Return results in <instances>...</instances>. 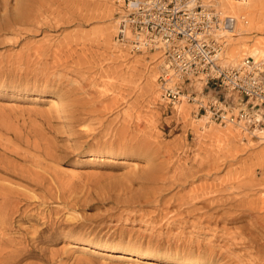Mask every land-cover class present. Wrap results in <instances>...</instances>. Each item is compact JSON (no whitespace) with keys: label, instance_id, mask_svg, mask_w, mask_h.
<instances>
[{"label":"rangeland","instance_id":"obj_1","mask_svg":"<svg viewBox=\"0 0 264 264\" xmlns=\"http://www.w3.org/2000/svg\"><path fill=\"white\" fill-rule=\"evenodd\" d=\"M14 3L0 0V187L12 191L18 211L1 231L43 255L18 263L132 264L67 246L83 242L196 250L204 255L199 264H264L257 262L259 250L264 257V136L244 139L235 125L205 122L192 100L167 103L159 53L117 41L111 0H47L45 11L1 27ZM249 4L233 15L236 35L222 64L248 58L264 69L262 57H248L264 40V0ZM235 48L243 50L238 58ZM188 86L197 99L209 93L199 77ZM33 93L59 103L31 100ZM220 129H231L234 140L211 135ZM102 151L144 165L128 170L85 158Z\"/></svg>","mask_w":264,"mask_h":264},{"label":"built area","instance_id":"obj_2","mask_svg":"<svg viewBox=\"0 0 264 264\" xmlns=\"http://www.w3.org/2000/svg\"><path fill=\"white\" fill-rule=\"evenodd\" d=\"M120 44L132 52L159 53L162 98L194 101L205 122L239 127L244 139L264 126V69L254 60L222 64L237 18L202 0H111ZM209 93L191 96L197 78ZM236 101V102H235Z\"/></svg>","mask_w":264,"mask_h":264},{"label":"bare ground","instance_id":"obj_3","mask_svg":"<svg viewBox=\"0 0 264 264\" xmlns=\"http://www.w3.org/2000/svg\"><path fill=\"white\" fill-rule=\"evenodd\" d=\"M14 1H15V3H14L15 4V6H14L15 11L11 16H9L10 21L9 20L6 21L4 24L1 25V27L11 25L13 22L15 24V22H18V21L28 20L31 16L32 12L35 11L37 8L41 9V7H43L44 11L47 9V0H14ZM48 1H49V3L51 2V0H48ZM218 2L222 3V5L228 7L230 9V11H232L230 13V15H235V14H237V13H235L236 11L241 12L242 10H244L246 8H250L252 6V5L250 6L249 0H218ZM11 5H13V4H11ZM4 6H5V4H4ZM254 7H256V6H254ZM10 9L11 8H9V10ZM12 10H11V12H12ZM240 18H242V17H240ZM243 20H245V19H243ZM26 22H29V21H26ZM115 22L117 23L116 19H115ZM114 27H116V26H114ZM240 29L243 31L247 30L246 28H240ZM230 39H231V37H230ZM231 40H234V39H231ZM231 45H235V44L232 43ZM241 46H242L241 48L244 50L245 46L242 43H241ZM230 49H232V48H230ZM240 51L241 50L238 48L234 49V51H233V54L235 55L234 58H236V57L238 58V56H240L239 55ZM242 55H244V54H242ZM248 57L249 58H255V59L257 57H259V58L262 57V59H260V61L263 62V60H264V40L260 41L257 39L254 46L250 50V54L248 55ZM254 61L256 63L259 62V60H254ZM27 97L29 99L35 100V101H37V100L38 101H46V102L52 103V105H55V104L57 105V103H59L58 100L60 99V98L58 99L52 95H41L39 93L29 94V95H27ZM5 103L11 104L10 101H7ZM179 109L181 111V108H179ZM193 124H195V123H193ZM220 130L219 131L218 130L212 131L210 133L218 141L219 140H223V141L234 140V133L232 131H230L231 129L230 130L228 129L227 131H223L222 129H220ZM230 132H232V134ZM257 133H259V137H263L264 136V128L258 129ZM120 154L117 155V153H115L113 151H105V152L102 151V152H97V153H89L88 155H86L85 158L88 161H98L101 163H104V162L116 163L119 165L126 166L128 168V170H135V169L144 165V163H143L144 161H142L140 158H134L133 157V158L129 159L128 157L125 156V154H123V153H120ZM80 164H82V163L81 162L77 163L76 166L72 167L69 170L71 172V174H75L77 172V169L81 166ZM98 170H99L98 168L97 169H90L89 172H97ZM149 175H150V172H147L145 174V177H149ZM11 205H12V207H11ZM16 206H17V203H15V196L13 198L12 191H9L8 189L0 187V264H19L18 262L22 258L27 257V256L43 257L42 253L36 251L35 250L36 248H33L32 245H29L30 247H20V246L16 247L17 245L15 243H17L18 240L17 241H15L16 239L13 240L11 237H9L8 233H5V231H1V229L3 227H6L8 225L9 219H13V218L17 217V215H15V213H17V211H18V209L15 208ZM67 246H74V247L78 246L80 251H83V252L89 251V253H91L92 255L107 256V257H111L115 260H120V261H124L126 263H132V264H199V262L204 260L203 259L204 255L202 253H200V251L187 250L184 248H167V247H161L160 245H154V244L153 245L152 244H146L143 247L134 248V247H126V246H122V245H119V246H112V245H106V244L91 245L89 243L81 242L78 245L72 244V245H67ZM213 252H214L213 250L208 251V256H210V259H212V260L214 258ZM162 255H164V256H162ZM259 255H260V257L258 258L257 262H261L264 260L263 254L260 253V250H259ZM1 257L3 258L2 261H1ZM181 257L185 258L187 260H190V261L188 263H185L184 261H182L183 259H181ZM162 260L169 262V263H166V262L164 263ZM258 264H260V263H258Z\"/></svg>","mask_w":264,"mask_h":264}]
</instances>
